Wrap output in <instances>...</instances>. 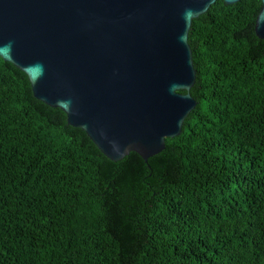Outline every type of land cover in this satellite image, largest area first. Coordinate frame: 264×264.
Returning a JSON list of instances; mask_svg holds the SVG:
<instances>
[{
  "label": "trees",
  "instance_id": "obj_1",
  "mask_svg": "<svg viewBox=\"0 0 264 264\" xmlns=\"http://www.w3.org/2000/svg\"><path fill=\"white\" fill-rule=\"evenodd\" d=\"M261 7L194 19L197 106L147 161L107 158L0 57V264H264Z\"/></svg>",
  "mask_w": 264,
  "mask_h": 264
},
{
  "label": "water",
  "instance_id": "obj_2",
  "mask_svg": "<svg viewBox=\"0 0 264 264\" xmlns=\"http://www.w3.org/2000/svg\"><path fill=\"white\" fill-rule=\"evenodd\" d=\"M216 1L0 0V57L107 158L134 151L147 161L197 106L189 33Z\"/></svg>",
  "mask_w": 264,
  "mask_h": 264
}]
</instances>
